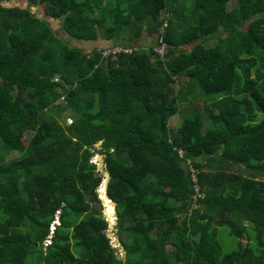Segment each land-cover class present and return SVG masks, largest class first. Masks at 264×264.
<instances>
[{
  "label": "trees",
  "instance_id": "trees-1",
  "mask_svg": "<svg viewBox=\"0 0 264 264\" xmlns=\"http://www.w3.org/2000/svg\"><path fill=\"white\" fill-rule=\"evenodd\" d=\"M8 1L0 264H264V0H30L61 34ZM101 30L111 45L78 46ZM144 32L163 35V57L129 43Z\"/></svg>",
  "mask_w": 264,
  "mask_h": 264
},
{
  "label": "rangeland",
  "instance_id": "rangeland-1",
  "mask_svg": "<svg viewBox=\"0 0 264 264\" xmlns=\"http://www.w3.org/2000/svg\"><path fill=\"white\" fill-rule=\"evenodd\" d=\"M5 4L19 5V6H22V7H25V6L27 7L28 6L30 11L32 13H34L38 18L46 20L48 25L54 30V32L56 34H61V30L59 28V26H60L59 25L60 24L59 21L56 20V19H53V18L45 16L44 13L42 12V10H43L42 9V5L39 4L38 2L32 3V2H30V0H10V1L6 2ZM236 4L237 3H236L235 0H230L228 2L227 7L228 8H232ZM144 33H143L144 35L142 34L143 35L142 37H139L137 40L132 41V42L129 41V43L130 44L134 43L135 45L140 46V47L141 46L149 47V44H152V45L155 44L156 35L155 34H149L147 32H144ZM217 35H223L222 31L218 30L216 35H214L213 38L208 39L207 42L205 43V45L206 46L213 45L215 43V41H216ZM123 37H126V34L125 35L123 34L122 37L120 36V38H123ZM71 42H72V44H76L77 45V43L75 41H71ZM94 43L98 46V48H103V47L105 48V47H108V45H111L110 41H106L105 32L101 30L100 31V35H99V37H98V39L96 41H94V42L83 41V42L79 43L78 46H80L84 52H88L92 48ZM127 47H129L128 44H127ZM190 47H191L190 45H185V46H181L180 49L187 50ZM187 83H188V78L186 76H184V75L178 76V77H176L175 82L173 83L172 87L175 90H178V89H181V88H185ZM179 107H180V110L168 120V125L169 126H172V127L176 128L178 126V124L180 123V121L182 119V115L186 111L187 106H186V103H180ZM66 122L69 123L70 119L67 118ZM28 134H30V133H28ZM94 160H96V159L94 158ZM97 166H99V163H97ZM97 170L101 171L100 166L98 167ZM103 174L106 177L107 172L104 171ZM93 206H94L95 209L99 208V206L97 204H95V203H93ZM103 209H104V207H103V204L101 203V211L102 212H103ZM105 213H106V215H107V217L109 219H113V217H112V215L110 214L109 211H106ZM54 222H55V225H56L57 224V219H55ZM53 226H54V223L51 224L50 229H52ZM106 230H110V232H111L108 235V237L110 238V241H111V244L113 245V247H115V250H116L115 253H116L117 257L120 258V259H123L125 255H124L123 251L120 248V242L118 243V242L115 241V239L118 238L116 226L115 225L110 226L109 223H108ZM106 230H105V232H106ZM217 230H218L217 238L220 241L222 247H224L226 250L231 249L230 247L233 245V239H232L233 236H231L229 234L228 227L226 225H221V226H219L217 228ZM106 234H108V233L106 232ZM169 249H170V247L167 246V251H169Z\"/></svg>",
  "mask_w": 264,
  "mask_h": 264
},
{
  "label": "built area",
  "instance_id": "built-area-1",
  "mask_svg": "<svg viewBox=\"0 0 264 264\" xmlns=\"http://www.w3.org/2000/svg\"><path fill=\"white\" fill-rule=\"evenodd\" d=\"M163 25H165V23ZM153 50L155 54L159 57H163L168 50V44L163 39V35L161 33L156 35V40H155V44L153 45ZM120 51L129 53L131 49L126 46H115L113 48L111 47L109 50H105L103 53L107 54L109 52L113 53V52H120Z\"/></svg>",
  "mask_w": 264,
  "mask_h": 264
},
{
  "label": "water",
  "instance_id": "water-1",
  "mask_svg": "<svg viewBox=\"0 0 264 264\" xmlns=\"http://www.w3.org/2000/svg\"><path fill=\"white\" fill-rule=\"evenodd\" d=\"M107 176H108V174L106 175V177H107ZM103 187H105V186H103ZM97 192L99 193L98 190H97ZM98 197H99V199L101 200V202H102V204H103V198L100 197V196H98ZM104 197H105V198H106V199L112 204V207L114 208L115 221H114V224H113V225H116L117 215H116V211H115V203H114L113 201H111L110 199L107 198L106 193H105V188H104ZM103 207H104V205H103ZM103 214H104V216H105L106 221L108 222L107 217H106V215H105V213H104V209H103ZM54 225H55V223H54ZM53 227H54V226H53ZM106 232L108 233V234H106L107 236L111 233L110 230H106ZM115 241L119 243L118 238H116ZM120 248H121V250L123 251V253H124V255H125V249H124V247H123L121 244H120Z\"/></svg>",
  "mask_w": 264,
  "mask_h": 264
},
{
  "label": "crops",
  "instance_id": "crops-1",
  "mask_svg": "<svg viewBox=\"0 0 264 264\" xmlns=\"http://www.w3.org/2000/svg\"><path fill=\"white\" fill-rule=\"evenodd\" d=\"M144 34H145V33H144ZM144 34H143V35H144ZM143 35H141L140 37H142ZM136 40H137V39H136ZM150 45L152 46V44H149V46H150ZM153 45H154V44H153Z\"/></svg>",
  "mask_w": 264,
  "mask_h": 264
},
{
  "label": "clouds",
  "instance_id": "clouds-1",
  "mask_svg": "<svg viewBox=\"0 0 264 264\" xmlns=\"http://www.w3.org/2000/svg\"><path fill=\"white\" fill-rule=\"evenodd\" d=\"M53 223H55V222H53ZM52 229H53V228H52ZM52 229H51V230H52Z\"/></svg>",
  "mask_w": 264,
  "mask_h": 264
}]
</instances>
